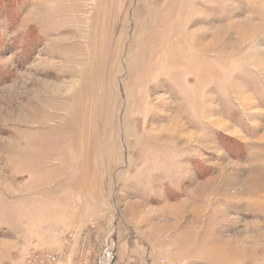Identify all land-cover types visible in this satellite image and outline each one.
I'll list each match as a JSON object with an SVG mask.
<instances>
[{
	"label": "rangeland",
	"instance_id": "1",
	"mask_svg": "<svg viewBox=\"0 0 264 264\" xmlns=\"http://www.w3.org/2000/svg\"><path fill=\"white\" fill-rule=\"evenodd\" d=\"M73 231L71 264H264V0H0V264Z\"/></svg>",
	"mask_w": 264,
	"mask_h": 264
},
{
	"label": "built area",
	"instance_id": "2",
	"mask_svg": "<svg viewBox=\"0 0 264 264\" xmlns=\"http://www.w3.org/2000/svg\"><path fill=\"white\" fill-rule=\"evenodd\" d=\"M77 232L59 236V246L49 253L30 254L24 264H71Z\"/></svg>",
	"mask_w": 264,
	"mask_h": 264
},
{
	"label": "crops",
	"instance_id": "3",
	"mask_svg": "<svg viewBox=\"0 0 264 264\" xmlns=\"http://www.w3.org/2000/svg\"><path fill=\"white\" fill-rule=\"evenodd\" d=\"M56 232V231H55ZM54 232V233H55ZM216 250V249H215ZM218 250V249H217ZM207 252V250L205 251ZM230 252V251H229ZM254 252V251H253ZM233 252L229 253V254H226V258L229 259L230 257H232ZM238 262L240 264H254L255 260H254V254L251 253V251H247L246 253H244V250H243V254H241L239 257H238Z\"/></svg>",
	"mask_w": 264,
	"mask_h": 264
},
{
	"label": "bare ground",
	"instance_id": "4",
	"mask_svg": "<svg viewBox=\"0 0 264 264\" xmlns=\"http://www.w3.org/2000/svg\"><path fill=\"white\" fill-rule=\"evenodd\" d=\"M179 122V121H178ZM178 122H177V124H178ZM177 128H179V127H177ZM184 128V127H183ZM177 130V129H176ZM179 130V129H178ZM184 131V130H183ZM181 132V131H180Z\"/></svg>",
	"mask_w": 264,
	"mask_h": 264
}]
</instances>
